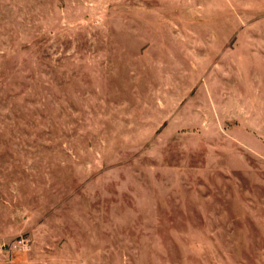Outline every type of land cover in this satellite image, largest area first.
<instances>
[{"label":"rangeland","instance_id":"rangeland-1","mask_svg":"<svg viewBox=\"0 0 264 264\" xmlns=\"http://www.w3.org/2000/svg\"><path fill=\"white\" fill-rule=\"evenodd\" d=\"M0 244L264 264V0H0Z\"/></svg>","mask_w":264,"mask_h":264},{"label":"crops","instance_id":"crops-1","mask_svg":"<svg viewBox=\"0 0 264 264\" xmlns=\"http://www.w3.org/2000/svg\"><path fill=\"white\" fill-rule=\"evenodd\" d=\"M258 6H259V4H258ZM215 40L214 41L217 43L218 40H220V39H219V37H217V39H215ZM222 40H223L222 43H224L225 37ZM213 46L215 47V45H213ZM211 52H212V50L210 49L209 50V53H211ZM241 60H242V65H244V64L246 65L247 71H253L252 70L253 69V66L255 65V63H258V56L257 55H254V52H251L250 51V53H248V52L244 51L242 53V59Z\"/></svg>","mask_w":264,"mask_h":264},{"label":"built area","instance_id":"built-area-1","mask_svg":"<svg viewBox=\"0 0 264 264\" xmlns=\"http://www.w3.org/2000/svg\"><path fill=\"white\" fill-rule=\"evenodd\" d=\"M3 247H4V244H0V251H2Z\"/></svg>","mask_w":264,"mask_h":264}]
</instances>
